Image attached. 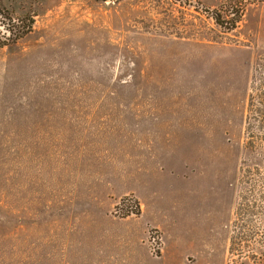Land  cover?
Returning <instances> with one entry per match:
<instances>
[{
	"label": "rangeland",
	"instance_id": "obj_1",
	"mask_svg": "<svg viewBox=\"0 0 264 264\" xmlns=\"http://www.w3.org/2000/svg\"><path fill=\"white\" fill-rule=\"evenodd\" d=\"M3 5L0 264H264V0Z\"/></svg>",
	"mask_w": 264,
	"mask_h": 264
},
{
	"label": "trees",
	"instance_id": "obj_2",
	"mask_svg": "<svg viewBox=\"0 0 264 264\" xmlns=\"http://www.w3.org/2000/svg\"><path fill=\"white\" fill-rule=\"evenodd\" d=\"M0 0V48H10L31 31L25 18L14 17ZM247 96L245 145L253 159L264 162V56L254 67Z\"/></svg>",
	"mask_w": 264,
	"mask_h": 264
}]
</instances>
